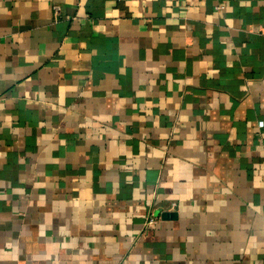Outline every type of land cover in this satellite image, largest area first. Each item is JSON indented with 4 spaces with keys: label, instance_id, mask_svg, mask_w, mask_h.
Listing matches in <instances>:
<instances>
[{
    "label": "crops",
    "instance_id": "0c3cea01",
    "mask_svg": "<svg viewBox=\"0 0 264 264\" xmlns=\"http://www.w3.org/2000/svg\"><path fill=\"white\" fill-rule=\"evenodd\" d=\"M0 264H264V0H0Z\"/></svg>",
    "mask_w": 264,
    "mask_h": 264
},
{
    "label": "water",
    "instance_id": "95a60500",
    "mask_svg": "<svg viewBox=\"0 0 264 264\" xmlns=\"http://www.w3.org/2000/svg\"><path fill=\"white\" fill-rule=\"evenodd\" d=\"M160 218H161V220H163V221H165V220H169V219H174V218H175V214L161 213V214H160Z\"/></svg>",
    "mask_w": 264,
    "mask_h": 264
},
{
    "label": "built area",
    "instance_id": "2783aa9c",
    "mask_svg": "<svg viewBox=\"0 0 264 264\" xmlns=\"http://www.w3.org/2000/svg\"><path fill=\"white\" fill-rule=\"evenodd\" d=\"M260 125H261V124H260ZM153 223H154V220H151V219H150V220L148 221V224H153Z\"/></svg>",
    "mask_w": 264,
    "mask_h": 264
}]
</instances>
